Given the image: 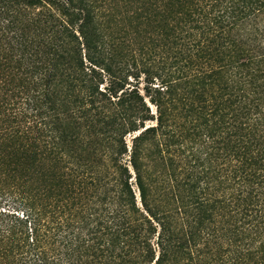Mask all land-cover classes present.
Segmentation results:
<instances>
[{
    "label": "trees",
    "instance_id": "16d2710c",
    "mask_svg": "<svg viewBox=\"0 0 264 264\" xmlns=\"http://www.w3.org/2000/svg\"><path fill=\"white\" fill-rule=\"evenodd\" d=\"M0 264H264V0H0Z\"/></svg>",
    "mask_w": 264,
    "mask_h": 264
}]
</instances>
